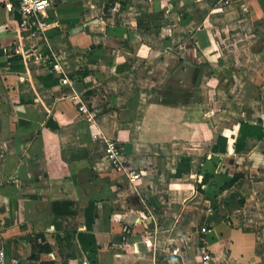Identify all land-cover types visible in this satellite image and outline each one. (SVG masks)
I'll return each instance as SVG.
<instances>
[{
    "label": "crops",
    "instance_id": "crops-1",
    "mask_svg": "<svg viewBox=\"0 0 264 264\" xmlns=\"http://www.w3.org/2000/svg\"><path fill=\"white\" fill-rule=\"evenodd\" d=\"M5 3L0 249L21 264H176L180 245L192 264L202 247L207 264H264V0H52L34 38Z\"/></svg>",
    "mask_w": 264,
    "mask_h": 264
},
{
    "label": "built area",
    "instance_id": "built-area-1",
    "mask_svg": "<svg viewBox=\"0 0 264 264\" xmlns=\"http://www.w3.org/2000/svg\"><path fill=\"white\" fill-rule=\"evenodd\" d=\"M15 3L18 5L21 15L20 27L25 33H27V36L34 38L37 35H43L47 29V11L52 4V0H6L5 6L7 9L12 10ZM52 57L53 68L62 74V83L73 86V81L68 76L67 67L55 55ZM79 110L81 113L86 115H93V111L83 100H81ZM98 137V133L94 135L95 139ZM104 155L116 168L124 169L131 182H135L140 177V172L129 165L125 149L116 138L106 139ZM202 231L205 232L207 229L203 227ZM200 251L201 260L204 264H207L212 260L211 253L208 248L202 247ZM171 254L175 257L176 264H192L186 259L185 253L180 245L173 247ZM0 264H21V262L18 257H8L5 249L1 248Z\"/></svg>",
    "mask_w": 264,
    "mask_h": 264
},
{
    "label": "water",
    "instance_id": "water-1",
    "mask_svg": "<svg viewBox=\"0 0 264 264\" xmlns=\"http://www.w3.org/2000/svg\"><path fill=\"white\" fill-rule=\"evenodd\" d=\"M75 87H76V89H77L78 91H81V89H83V86H82V84H81L80 82H78V83L75 85Z\"/></svg>",
    "mask_w": 264,
    "mask_h": 264
},
{
    "label": "trees",
    "instance_id": "trees-1",
    "mask_svg": "<svg viewBox=\"0 0 264 264\" xmlns=\"http://www.w3.org/2000/svg\"><path fill=\"white\" fill-rule=\"evenodd\" d=\"M236 179H237V178H236V177H234V178H233V180H232V182H233V181H235Z\"/></svg>",
    "mask_w": 264,
    "mask_h": 264
}]
</instances>
